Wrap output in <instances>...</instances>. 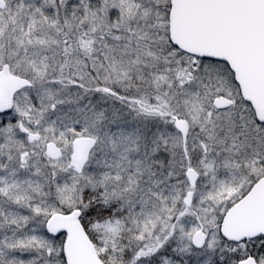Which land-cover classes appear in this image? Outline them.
<instances>
[{
    "label": "snow or ice",
    "instance_id": "6c2138e0",
    "mask_svg": "<svg viewBox=\"0 0 264 264\" xmlns=\"http://www.w3.org/2000/svg\"><path fill=\"white\" fill-rule=\"evenodd\" d=\"M0 264H264V0H0Z\"/></svg>",
    "mask_w": 264,
    "mask_h": 264
}]
</instances>
